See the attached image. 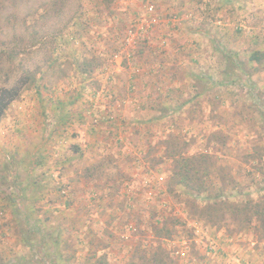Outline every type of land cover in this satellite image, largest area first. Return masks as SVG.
<instances>
[{"label":"rangeland","instance_id":"1","mask_svg":"<svg viewBox=\"0 0 264 264\" xmlns=\"http://www.w3.org/2000/svg\"><path fill=\"white\" fill-rule=\"evenodd\" d=\"M48 2L0 0V53L13 35L29 44L37 31L31 58L43 72L0 119V264H97L103 254L105 264H144L157 246L165 264L230 262L239 249H261V259L235 264H264L261 221L226 207L214 223L200 213L264 201V180L249 182L241 162L251 142L264 144V69L247 63L264 53V0H75L67 23L73 4L60 18H37ZM129 29L139 31L131 48ZM217 132L226 146L216 164L238 185L213 179L195 202L169 192L168 163H156L165 136L195 154Z\"/></svg>","mask_w":264,"mask_h":264},{"label":"trees","instance_id":"2","mask_svg":"<svg viewBox=\"0 0 264 264\" xmlns=\"http://www.w3.org/2000/svg\"><path fill=\"white\" fill-rule=\"evenodd\" d=\"M74 1L73 3H70V0H49L48 3L39 7L41 9L34 11V13L43 11L44 14L39 15L37 18L41 20L46 19L48 21L55 18V16L60 18L67 14L69 4H73L75 9L72 11L70 17L67 18L66 23L69 21L72 22L77 15V12H75L76 8H80L79 5H75ZM3 3H10L11 7L15 6L14 0H3ZM34 13H29V15L27 14L25 17H29L31 15L34 16ZM18 21L19 19L15 11L6 15V26L8 25L10 28H13ZM22 21H24L23 24H26L25 18H23ZM35 26L36 20L33 21L31 27L34 28ZM36 36L37 31L32 32L30 43L25 44L22 34L13 35L8 42L9 50L0 53V74L3 78L0 80V119L4 116L8 106L15 101L23 91L35 88L37 86V81L42 79L43 72L40 70V65H37V63L34 62L35 59L31 58L32 55L35 56V54H38V48L36 47L37 42H35ZM44 56L47 57V54ZM45 57H43L40 61V64L46 66V72L53 65V61H51L50 58ZM263 59V52H261V55L254 52L248 57L247 63L259 64L261 69H264ZM165 137L166 139L163 143H161L164 155L159 158L156 163H168L167 179L165 183L169 192L179 188L192 197L195 202L200 196L206 195L210 192L211 187H213V179L217 178L223 187L230 185L232 188H235L238 185L235 178L231 176L227 167H221L216 164L217 153L219 152L217 149L224 148L226 146L225 136L221 132H217L215 137H212L215 144L213 146L209 145L210 148L207 147L209 151L207 150L195 154H186L187 151L177 150L178 144L180 143V139L177 135L169 133ZM181 141L182 144L187 145L186 141ZM250 144V148H245L246 153L243 157H241V162L249 166V168L244 171L243 175L249 182L252 181L253 183V180H256L258 177H261V180H264V144H261L260 138L258 141L251 142ZM89 169L90 168H87L85 170L84 176L85 178H88V174L90 179L92 178L91 174H93V171H91L90 174ZM262 199L264 200V197H262ZM192 205L196 208L195 204ZM225 207L227 208L228 213L232 212L236 215H247L246 223H250L251 219L255 217V220L261 221V225L264 226V201L263 203H258L254 202L252 198L247 199L242 206L235 204L229 205L228 203L220 202L207 204L204 205L200 213L202 216L209 219L208 222L214 223L213 218L217 217L215 213H221ZM36 228V224L33 223L32 230H35ZM162 234L163 233H160V231L157 233L159 238L166 240L167 238ZM156 248L159 251H155L149 255L147 253L144 254L150 257H142L144 260L142 263L165 264L164 251L161 249V246H157ZM105 258L106 257L103 254L100 258L97 257L95 262L97 264H105ZM52 260H54L55 264L57 258L50 256V263H52ZM58 260L61 261L62 256L59 257ZM64 261H68V257L65 258Z\"/></svg>","mask_w":264,"mask_h":264},{"label":"crops","instance_id":"3","mask_svg":"<svg viewBox=\"0 0 264 264\" xmlns=\"http://www.w3.org/2000/svg\"><path fill=\"white\" fill-rule=\"evenodd\" d=\"M181 50L183 48H180ZM181 50H177V52H181ZM183 84H186V79L183 80ZM233 248H237L235 245L232 246ZM235 254V255H234ZM233 255L235 256V258L233 257V259L229 258L230 262H223L222 258H219V256L217 257H212V263L211 264H220V263H224V264H235V262H237V258H241L243 261L246 259H249L252 262H257L259 259H261V249L257 250V251H247L244 249H239L238 251H236V253H234ZM231 255V256H233ZM236 259V261H235ZM257 260V261H256Z\"/></svg>","mask_w":264,"mask_h":264},{"label":"built area","instance_id":"4","mask_svg":"<svg viewBox=\"0 0 264 264\" xmlns=\"http://www.w3.org/2000/svg\"><path fill=\"white\" fill-rule=\"evenodd\" d=\"M153 7L151 6V7H148V12L149 13H152L153 12V9H152ZM146 30H144V32H145ZM138 34H139V31H138V29H129L128 31H127V33H126V36H125V41H124V46L126 45L128 48H131L133 45H134V43H135V39H136V37L138 36ZM177 254H182V253H177Z\"/></svg>","mask_w":264,"mask_h":264}]
</instances>
